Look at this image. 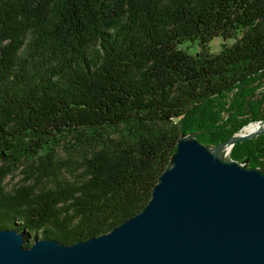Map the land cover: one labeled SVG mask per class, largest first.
I'll return each mask as SVG.
<instances>
[{"label":"trees","instance_id":"trees-1","mask_svg":"<svg viewBox=\"0 0 264 264\" xmlns=\"http://www.w3.org/2000/svg\"><path fill=\"white\" fill-rule=\"evenodd\" d=\"M262 120L264 0H0V231L24 246L110 232L181 135L216 146ZM230 154L264 170V133Z\"/></svg>","mask_w":264,"mask_h":264},{"label":"water","instance_id":"water-1","mask_svg":"<svg viewBox=\"0 0 264 264\" xmlns=\"http://www.w3.org/2000/svg\"><path fill=\"white\" fill-rule=\"evenodd\" d=\"M256 124L216 146L181 135L146 206L106 234L24 246L22 233L0 231V264H264V170L221 156L263 134Z\"/></svg>","mask_w":264,"mask_h":264},{"label":"rangeland","instance_id":"rangeland-1","mask_svg":"<svg viewBox=\"0 0 264 264\" xmlns=\"http://www.w3.org/2000/svg\"><path fill=\"white\" fill-rule=\"evenodd\" d=\"M223 43V41L220 38H216L214 39L211 43H210V50L212 53H217L220 51L221 49V44ZM230 43V42H227ZM181 50L185 51L187 54L189 55H195L199 48L196 44H193L189 41H185L184 43L181 44V46L179 47ZM22 179V176L19 174V172H15L12 176L8 177L5 180V185L6 187L9 189L12 185L20 182ZM35 239L33 238V236H30L29 239L27 240V244L31 245L33 243Z\"/></svg>","mask_w":264,"mask_h":264},{"label":"bare ground","instance_id":"bare-ground-1","mask_svg":"<svg viewBox=\"0 0 264 264\" xmlns=\"http://www.w3.org/2000/svg\"><path fill=\"white\" fill-rule=\"evenodd\" d=\"M258 127H259V124L252 123L251 125L245 127L238 135L247 134V133L256 131L258 129ZM230 155L231 154H230V148L229 147H225L222 149L221 156L224 159L228 160Z\"/></svg>","mask_w":264,"mask_h":264}]
</instances>
